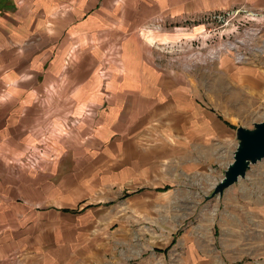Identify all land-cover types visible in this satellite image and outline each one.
I'll return each instance as SVG.
<instances>
[{"label":"rangeland","instance_id":"374dc122","mask_svg":"<svg viewBox=\"0 0 264 264\" xmlns=\"http://www.w3.org/2000/svg\"><path fill=\"white\" fill-rule=\"evenodd\" d=\"M220 1L98 0L47 86L9 78L56 101L0 111V190L40 214L25 264H264V159L211 196L264 119V8Z\"/></svg>","mask_w":264,"mask_h":264},{"label":"crops","instance_id":"0c3cea01","mask_svg":"<svg viewBox=\"0 0 264 264\" xmlns=\"http://www.w3.org/2000/svg\"><path fill=\"white\" fill-rule=\"evenodd\" d=\"M235 1L220 2L221 5H230ZM97 2L98 0H94L93 4L90 0H0V111L16 107L20 112L15 114L17 117L12 118L28 119L25 111L52 110L55 107L53 104L56 101H42L41 96L24 103H20L19 98L10 102L9 96L13 97L14 93L9 91V78L13 76L18 79L24 72L32 71L41 78V84L47 86V79L51 75L47 74L51 73L50 66H58L63 61V55L54 57L53 48L56 42L66 32L65 41L81 43L82 36H77L76 31L89 30L87 14L91 9L95 10V7H98L95 4ZM239 2L249 3L251 7L264 8V0ZM64 3L72 5L68 13L67 10L63 12L58 9L59 5ZM216 5L217 0H204V11ZM78 20L77 27H74L73 22ZM97 20L98 18L96 23ZM40 116V112H37L36 117L33 113L32 118L40 120ZM0 117L11 118L9 114H0ZM23 202L4 196L0 190V264L10 259L11 264H25V261L34 263L32 260L35 257L28 254L39 252L40 242L35 240V235L39 233L40 214H25L26 210L31 209V203ZM28 223H32V226ZM31 228L32 240H26L24 232Z\"/></svg>","mask_w":264,"mask_h":264},{"label":"water","instance_id":"95a60500","mask_svg":"<svg viewBox=\"0 0 264 264\" xmlns=\"http://www.w3.org/2000/svg\"><path fill=\"white\" fill-rule=\"evenodd\" d=\"M253 127L236 128L238 147L233 162L225 171L224 178L215 186L212 197L223 195L227 189L246 177L251 166L264 159V119L255 123Z\"/></svg>","mask_w":264,"mask_h":264},{"label":"trees","instance_id":"16d2710c","mask_svg":"<svg viewBox=\"0 0 264 264\" xmlns=\"http://www.w3.org/2000/svg\"><path fill=\"white\" fill-rule=\"evenodd\" d=\"M234 128V127H233Z\"/></svg>","mask_w":264,"mask_h":264}]
</instances>
